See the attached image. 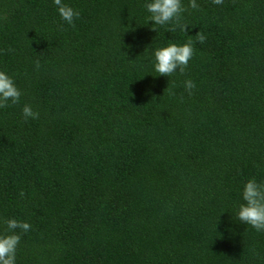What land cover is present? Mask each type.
Masks as SVG:
<instances>
[{"label":"trees","instance_id":"16d2710c","mask_svg":"<svg viewBox=\"0 0 264 264\" xmlns=\"http://www.w3.org/2000/svg\"><path fill=\"white\" fill-rule=\"evenodd\" d=\"M65 2L72 25L52 0H0L21 90L0 107V231L31 225L17 264H264V231L235 218L264 179V0H184L187 34L145 0ZM189 39L183 72L154 71V48Z\"/></svg>","mask_w":264,"mask_h":264},{"label":"clouds","instance_id":"9594fccd","mask_svg":"<svg viewBox=\"0 0 264 264\" xmlns=\"http://www.w3.org/2000/svg\"><path fill=\"white\" fill-rule=\"evenodd\" d=\"M52 3L61 19L69 25L73 24L74 18L80 16V11L65 0H52ZM212 3L222 4L223 0H212ZM144 6L149 13L148 20L153 21L152 25L166 26L171 22L172 28H169L168 31L179 29L186 34L191 28L189 24L183 22L184 0H145ZM198 6L197 0H188V7L196 9ZM196 39L202 42L205 37L203 34H198ZM193 43L189 39L154 48L152 51L154 71L166 76L176 71L183 72L194 55ZM195 86L193 80H184V88L189 94ZM20 97L21 90L14 77L0 69V107L4 106L6 102L16 103ZM21 113L25 120L35 119L38 116L32 105L28 103L23 104ZM241 201L237 206L235 218L245 225L251 226L257 232L264 231V179L258 180L256 177L246 179L241 189ZM4 223L7 230L0 231V264H17L21 232L29 231L31 225L27 221L17 220L15 217H9Z\"/></svg>","mask_w":264,"mask_h":264}]
</instances>
